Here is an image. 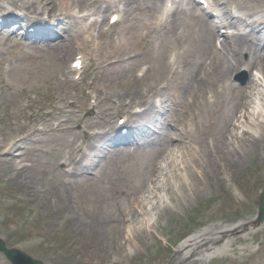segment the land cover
<instances>
[{"label": "rangeland", "instance_id": "obj_1", "mask_svg": "<svg viewBox=\"0 0 264 264\" xmlns=\"http://www.w3.org/2000/svg\"><path fill=\"white\" fill-rule=\"evenodd\" d=\"M43 1L19 0L14 4L21 5L20 8L25 9L28 14L31 13L30 10L34 13L45 11L39 8ZM187 1L178 3L176 0L179 7L171 15L167 26L164 25L159 30L161 32L158 39L151 44L144 41L146 22L153 24L162 11L165 0H136L131 7L138 6V10L132 14L131 10L122 13V20L114 25L109 23L108 18L114 11L104 10L102 14L106 19L101 22L104 34L100 40L114 44L113 38L122 44L108 56L103 51H97V58L103 61L111 57L131 59L110 65L103 74L99 73L94 85L97 91L91 86L97 76L96 72H88L87 84L80 85L75 81L65 83L75 77V73L67 76L65 67H62L63 63L70 67L72 60L81 53L76 50L82 35L75 36L76 34L69 32L71 27L68 21L76 20L75 17L82 13L80 11L83 8L74 7L73 3L75 14L71 17H66L59 9L46 8L52 14L49 19L55 30L49 32L51 37L44 40L41 46H32L34 42L40 41L33 36V32L26 35L19 31L13 40L2 36L6 41L3 44L4 40L0 41V149L5 141L10 140L7 137L11 133L18 134L17 138H24V142L13 150L14 156L2 157L3 150L0 151V238L7 248H18L31 257L42 260L44 264H172L180 246L192 235L214 226L209 220L215 216L238 212L250 213L253 219L256 218L259 198L264 191V134L255 139L254 133H246L247 139L254 140V146L246 143L252 150L246 147L248 151L243 156L231 154L228 148L227 161L224 159L226 155L220 154L224 160L222 164L213 160L208 163L209 171H205L203 179L194 180L192 193L187 192L191 195L186 194L184 199H176V208L162 211L163 216L157 220L156 226L152 221L146 222V227L141 224V229H135V241L139 245L133 239L125 237L127 227L132 225L131 215H123L122 230L118 231L115 227L117 214L114 209L118 207L117 204L124 202L133 204L140 195L145 198L152 183L163 179L165 175H159L165 170L161 172L153 164L160 166L165 160L168 161L165 158L168 148L164 151L155 145L145 147L142 143L140 145V140L130 145L101 141L100 138L95 141L99 147L91 150L92 152L87 150L89 154L81 159L74 174L67 176L62 173L63 168L69 166L67 161L64 162V153L71 148V140L76 138L75 132L67 129L65 122L62 123L64 117L70 118V125H74L75 131L80 129L76 118L81 116L94 124L91 129L93 132L112 131L109 121L116 120L121 110L116 113L117 104L110 102L105 96H112L129 88L139 90L144 83H148L145 80L135 82L134 86L130 85L134 82L135 69L140 70L143 64L155 61L152 51L155 43L161 54L157 57H161L165 63L169 49H163V41L169 33L165 34L164 31L173 28ZM1 2L10 5L9 0H0ZM62 3L63 0H56L58 8ZM253 3L264 8V2L260 0ZM145 7L151 8L150 16L145 15ZM96 17L98 16H90L89 20ZM19 24L20 22L14 28L21 27ZM256 34L251 33L254 42ZM56 35L59 37L55 40L53 37ZM54 42L59 44L58 47L48 50L47 43ZM183 43H186L183 46L185 56L180 59L182 62L178 73L171 77L167 68L162 76V85L155 91L164 100L165 108H168L167 118L153 111L150 118L141 121L144 125L135 129L141 137L155 132L153 137L174 134L190 138L179 143L177 139L173 141L170 147L176 143L175 149L187 141L193 144L212 141L226 116L224 114L230 111V106L234 103H239L237 115L245 110L240 106V92L247 88L243 86L248 83L240 84L235 80V75L240 72V67H248L249 62L252 70H256L259 65L250 53L243 52L240 56L244 62L225 80L216 82L210 88V91L216 87L221 89L215 102L209 104L203 100L188 116L192 97L189 94L186 98L178 97L175 89L187 81L191 73L190 65H193L192 70L204 69L203 64L208 55L201 51L196 53L193 41L189 39L180 40L178 45ZM63 46H69V53L62 61L56 60V51ZM56 61H60L59 64ZM39 67L47 69L36 70ZM85 73L86 70L81 76ZM151 77L150 73L149 81ZM255 86L260 88L258 82ZM248 91L247 93H255L254 90ZM71 98L76 101L73 109L68 104ZM179 102V107L187 110L185 116L174 110V105ZM69 110H72L73 115ZM30 114H33L34 121L29 118ZM170 120L177 122L180 128L173 130ZM101 122L107 124L101 126ZM184 123L186 124L182 125ZM62 126H65L64 130H61ZM182 126L189 128L188 135L179 131ZM33 127L45 128V131L28 136L35 131ZM236 131L241 133L240 128ZM105 134L112 136L111 133ZM210 158L213 159L212 156ZM17 169L25 170L26 175H19ZM224 176H228L232 182ZM167 190L169 192L170 189ZM161 191L165 193L163 189ZM170 192H174L172 195L177 197L178 190L174 183ZM154 201L156 203L157 198ZM136 210L134 213L138 222L143 219L144 214H141L140 209ZM156 212L152 210L147 217L155 219ZM262 225L255 223L253 227L262 228ZM260 232L250 234L256 241L249 245V249L242 248L241 244L235 245V253L228 257L211 262L210 258L205 261L193 256L178 264H264V228ZM222 250L232 251L226 246ZM0 264H12L2 251Z\"/></svg>", "mask_w": 264, "mask_h": 264}, {"label": "bare ground", "instance_id": "obj_2", "mask_svg": "<svg viewBox=\"0 0 264 264\" xmlns=\"http://www.w3.org/2000/svg\"><path fill=\"white\" fill-rule=\"evenodd\" d=\"M180 1L184 2L187 0H178V3H181ZM260 1L264 2V0ZM9 2L11 6L7 5L4 2L0 3V15L2 14L6 16H3L4 25L1 30H6L5 28L9 27L13 19L8 16H11L15 12L18 13L16 21L24 18L27 21L28 26H31V21L27 15L26 10L21 9V5L14 4V2H19V0H9ZM103 2L106 3L105 6L102 5ZM119 2L124 3L125 7H122L121 9H123L125 13L131 10L132 14L135 10H138V6L131 7L132 3L136 2V0H119ZM253 2L254 0H216L213 2V4H211L213 10L219 11L220 9L222 12V17L220 19V23L222 24L221 26L234 27L236 29V32L232 31L231 33H227L224 39L216 44V38H218L219 40V36L217 33L218 24H216L215 20L206 15L205 12H201V10L196 5H194V0H188L185 7L181 9L179 19L173 26V28L169 29V31H164L165 34H169H167L166 38L163 41V49L165 50L168 48L169 50H173L174 53H171L169 55L167 54L164 59L165 63H163L161 57H157L161 55L159 53L160 48H158L156 43L152 46L153 55H155V61L151 62V66L147 69L143 76L144 81L148 80L146 89L133 90L129 88L123 91L120 90L118 91V93L112 96L108 94V98L114 99L126 111H130V109L137 104L144 107L139 112L129 114L125 122L128 130L131 127L132 123H134L136 127L140 128L144 124L137 121L136 119L140 117V120L144 121L145 118H150L153 114V111H155L156 107L158 106L157 101L153 99V94L162 85L161 82L164 71L167 68H169V71L173 74L178 73L179 71L178 59L182 53L180 51H176L175 48L182 45H178L180 40L189 39L193 41V50L196 53H200L201 51L203 54L208 55L206 58L207 60H205L203 64V72L199 71L197 68L192 70L193 65H190L191 73L189 74L187 81L182 86L175 89V93L178 97L186 98L188 94L192 97L190 108L188 110V116L192 109H195L199 106L200 98H203L207 103L210 102L208 98L210 88H213L216 82L218 83L225 80L229 74L237 69V66L239 64L244 62L243 57L240 56L243 52L250 53L254 57L255 62H258L259 64L256 70H252L250 68V62L248 63V67L246 66L248 71L250 72V81L246 86L247 88L245 87L246 89L240 92L242 96V103L240 104V106L242 105L245 110H241L239 112V115H237V105L239 103H234L233 105H231L229 109L230 111L224 114L226 116L223 118L221 124L219 125V131L215 133L212 141L206 140L203 141V143L195 144H193L191 141H187L186 144L180 146L178 149H175L176 143L172 144V146L170 147V144L173 141L177 139V143H179L183 142L185 139L190 138L187 136L181 138L179 135L174 134H164L162 136L153 137L155 132H152L150 134L143 135L139 139L140 145L142 143L145 147L155 145L157 146L156 148H159V150L163 149L164 151L168 148L169 150L166 151L167 154L165 157L168 161L165 160L160 166H157L156 163L153 164V166L156 167L157 170H161V172L162 170H165L162 175H159L162 177L164 175L165 176L160 181L156 182L155 180V182L152 183V186L149 187L146 191L148 192V195L144 196L145 198L140 195L133 204L124 202L120 205L117 204L118 207L114 209L117 214L115 215L116 219L114 220L116 222L115 227L118 231L122 230L121 222L122 217L125 213L127 214V216L130 214L133 218L132 225L127 227V232L125 234V237H127V239H133L135 241V229H141V224L146 227L148 226L147 223L153 221L152 223L156 226L157 220L160 219L161 216H163L162 211H169L173 207L176 208V199H184L186 194L192 193L191 190L194 187V180L196 178L203 179L205 171H209L210 166L208 163L213 160L219 165L222 164L224 160L222 159L220 154L223 156L226 155L224 159L227 161L228 154L226 150L228 148V151H230L231 154L233 153L238 157L243 156L248 151V149L252 150L251 146H254V140H251V138L247 139L245 137L246 133H254L255 139L259 136L261 137V135L264 134V8H261L260 4H254ZM20 3L25 6V4H23L21 1ZM73 3L75 4L74 7H80L81 9L83 8V10L80 12H83L84 16L80 18L79 15H77L75 17L77 19L74 21L71 20V22L68 21V24L71 28H75L76 31H80L81 33L86 32L96 23L91 22L89 24L85 22L86 15L98 14L101 16L103 10L119 7L117 0H63L60 8L57 7L56 0H44L43 2H40L39 8L41 10H48L46 9L48 7H50L51 10L56 8L61 10L66 17H71L75 14ZM167 9H169V11H166ZM143 10L146 16L151 15V8L145 7ZM170 11L171 8L167 7L166 5L163 15ZM30 12L33 11L30 10ZM112 15L113 14H111L110 17ZM39 19L42 20L41 17L36 18L34 16L35 22H37ZM168 22H166L164 25L167 26ZM146 24V28L151 26L150 22H146ZM248 26H251V30L257 33L255 35V42L251 37V32L247 31ZM100 30L101 29L98 30L99 32L97 35L90 34L84 37V41L82 42L84 43V46L82 47V49H85V54H83L82 57L92 56L91 60H94L95 56H99V54H97V51H103L105 56H108L114 53V50L116 48L120 47V45H117L115 40L113 41L114 44H112L111 42L109 43L108 41H101L100 39L103 38L104 33ZM2 32L3 31H0V41L4 40V42H2L1 44L5 43L6 41L5 38L1 36ZM160 32L161 31H158L154 35L146 33L144 35V41L149 42L150 44L153 43L158 39ZM4 37L11 38L8 36ZM58 37L59 36H55L54 39L56 40L58 39ZM47 45V49L49 50L54 47H58L59 44L54 42L47 43ZM68 53L69 46L61 47L56 51V60L62 61L63 58L68 55ZM127 60L128 59H120L116 57H111L107 61L101 60L100 62L96 63L95 70L96 72H100L101 69L106 66L121 64L123 63V61ZM60 61H56V63L59 64ZM44 69L47 68L39 67L36 70ZM150 73L152 77L149 81L148 76L150 75ZM96 82L97 81L92 82V88L95 91H97V88H95L94 86L96 85ZM135 82L136 81L134 80V82L130 83V85L134 86ZM257 82L259 83L260 88H257V86H255L257 85ZM216 89L217 87L215 88V90ZM248 90H254L255 93H247L249 92ZM68 104L70 106H74L73 101H68ZM178 104H180V102ZM194 114L197 118L196 111ZM29 118H31V121H34V119H32L33 115H30ZM185 124L186 123L182 125ZM33 128H35V131L33 133H30L28 136L32 137L36 132L45 131V128ZM179 128L180 127H177V129ZM237 128H240L241 133H238L236 131ZM64 129L65 126H62L61 130ZM119 129L120 127L117 126L115 122H112L113 136H115V131H120ZM134 129H132V131ZM172 129L177 130L175 127ZM179 131H184V134L188 135L187 131H189V128H185L184 126H182ZM17 135L18 134L11 133L7 137L10 140L5 141V143L2 144V148L0 149V151L3 150L2 157L9 158L14 156L13 150L21 145L22 142H24V138H17ZM89 135H91V133L89 131V128L86 127L84 129L83 135V138H85V140L83 141L82 137H80L79 140L73 142L71 152L69 153V156L67 158L69 165L78 162V158L86 154L83 143L85 141H90L91 139H93V137H90ZM105 135L106 134L99 136L98 139H104ZM97 136V134H94V137ZM113 136L108 134L106 135V139L104 140H111ZM232 138H236L237 141L236 139L233 140ZM135 140L137 141L138 137ZM248 142L249 144L251 143V146L249 147L246 144ZM88 145L91 149L96 148V146L92 143L88 142ZM246 147L248 149H246ZM211 156L213 157V159L210 158ZM17 170H19V175H26L25 170ZM64 172L72 174V169L64 170ZM169 172L172 173L169 174ZM166 175H170V177ZM224 178L232 182V180L229 179L228 176H224ZM173 183L178 190L177 197L172 195V193L174 192H170L171 185ZM162 189L165 191V193H162ZM167 189H170L169 192H167ZM168 193H170V195H168ZM240 195L242 196L241 192ZM153 198H157L156 203ZM136 208L138 210H136ZM139 209L141 211V214H144V216L143 219L137 222V217H135L137 215H135L134 211L136 210L137 212L139 211ZM152 210H156L157 212L155 214L156 218L151 220V218L147 216L150 212H152ZM209 222L214 226L207 227L188 238L178 249L176 255L174 256V259L172 260V264H178L179 262L185 259H189L193 256L198 257L202 260H207L208 257L211 256V254H215L211 257L212 261L210 260L211 262H213L215 259L228 257L231 253L234 254V250L236 248L234 246L240 244L242 248L249 249V245L253 244V241H256V238H251L250 234H260V231L264 228V222L261 223L263 224L262 228L253 227L254 224L258 221L256 219H253L250 213L242 214L235 212L232 214L218 215L215 216L212 220H209ZM205 223H207V221ZM135 243L139 245V242L135 241ZM225 246L231 248L232 251L229 250V253L224 252L225 250H222V248Z\"/></svg>", "mask_w": 264, "mask_h": 264}, {"label": "water", "instance_id": "obj_3", "mask_svg": "<svg viewBox=\"0 0 264 264\" xmlns=\"http://www.w3.org/2000/svg\"><path fill=\"white\" fill-rule=\"evenodd\" d=\"M260 219L264 220V192L260 198ZM0 250H4L14 264H44L42 261L32 258L21 250L7 249L2 239H0Z\"/></svg>", "mask_w": 264, "mask_h": 264}]
</instances>
